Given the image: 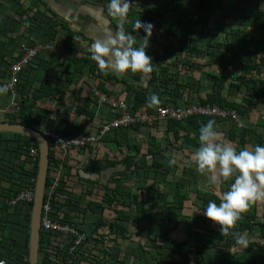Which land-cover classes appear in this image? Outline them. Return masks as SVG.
Masks as SVG:
<instances>
[{
    "label": "trees",
    "instance_id": "trees-1",
    "mask_svg": "<svg viewBox=\"0 0 264 264\" xmlns=\"http://www.w3.org/2000/svg\"><path fill=\"white\" fill-rule=\"evenodd\" d=\"M14 1L16 2L14 13L18 25L14 30L15 36L10 40L13 41L19 33L20 36L17 39L21 38V43L25 42L30 46H35L37 41L31 36L38 38L42 34V37L47 36L49 43L56 45L57 42H62L66 53L49 50V60L41 59L39 54L32 63L23 69L17 86L19 94L18 113L14 119L10 120L11 122L29 125L40 131L55 129L63 134L78 135L85 133L83 127L68 129L67 115H63L66 118H60V113L57 111L59 115L57 118L50 111L41 110L38 102L61 99L59 95L68 91L64 82L67 81L71 85L78 77L82 78L86 74L93 79L97 91L107 96L125 99L129 106L132 104L131 110L135 114L142 111L156 112L160 107L169 105L167 102L170 101V105L173 106L209 104L223 110L234 111L238 119L246 121L245 124L239 125L237 119L232 116L223 120L218 117L199 114H193L184 121L168 119L164 121L167 127L166 135L162 136L165 137V143H162V140L155 133H150L148 143L144 148L142 143L135 140L129 142L128 128L121 127L108 133L99 143L108 144L110 142L118 146L128 145V148L127 151L121 150L123 157L119 160L114 157L110 159L106 156L96 158L93 171L98 173V176L104 168H115L118 164L122 168L119 172L115 171L112 174L111 178H115L114 185L112 183L104 184L102 187L105 194L102 202L91 197L95 183H89V188L85 187L83 189L86 190L82 189L81 192L77 190L80 194L76 198L73 195L75 187L69 182L70 173L69 171L64 173L65 179L68 180V194L65 191L68 198L57 207L56 216L62 221L78 224H85L89 217L96 219V221L88 220L86 222L87 224L93 223L91 233L88 236V244L91 240L93 241L91 246L81 245L73 252L74 257L81 259L89 258V256L94 257L95 254L93 255L92 252L97 250L99 241L92 238V235L93 233L100 235L101 240L104 241L103 229L105 227H107L108 236L110 235L109 238L112 235L114 238H119V236L127 238L129 232L127 222L131 218L138 232L139 229L157 220L152 212L147 211L146 203L150 202L151 209L154 210L160 207V201L164 199L161 186L167 183L169 178L167 175L163 176L162 172L168 171L170 165L173 164L168 152L171 149L181 153V160L184 164L192 162L191 158L199 146L198 136L202 123H206L209 119L215 120L218 130L223 133L226 131L228 140L234 142L237 149L243 147L252 149L256 144H264V130H262L264 122L254 123L250 121L251 111H254L260 103L264 102V77H259L264 72V0H194L196 19L183 12L182 7L187 0H168L156 9L152 8V11L147 9L149 2L154 0H136L141 5L142 10L147 11L146 13L141 11L138 18L153 22L154 29L158 31L159 35H152L147 50L148 55L153 58V71L151 73L129 72L130 77L127 76L126 78L110 71H101L96 62L91 59L89 49L84 50L81 45L79 37L84 39L85 35L71 30L67 24L58 19L56 12L50 7L41 10L38 5L42 0H35L30 6H25L20 0ZM100 1L106 5V0ZM210 6L214 7L216 12L220 13L221 18L226 21L225 25H219L218 31H225L226 29L227 33H225L224 39H209L208 46L211 49L206 50L195 43L194 34L197 25L210 23V17L204 14L207 10H211ZM229 20H234L239 27L234 28L233 24L228 22ZM239 20L241 22H238ZM116 24L115 21L114 26ZM241 26L246 27V29L241 30ZM257 30H259V36L254 34ZM139 34L141 37L137 34L138 42L144 35L142 29L139 30ZM239 35L240 42L238 43ZM91 43L90 40L88 48ZM58 46L59 44H57ZM241 49H243V58L236 61L237 52ZM168 54L174 56L175 60L172 64L164 59ZM209 54L211 58L209 61L207 60L208 66L217 65L221 73L207 74L208 78L212 79V85L211 89L206 91L204 88L207 83L201 82L196 70L202 65L194 61L193 58H203ZM14 59H6L8 62L11 61L10 64L7 63L9 64L6 68L7 72ZM3 60L1 57L0 63ZM39 60L44 62V67L47 70L53 63L58 66L54 73L56 82L53 84L50 79L45 78L41 86L37 88L31 86L26 89L27 83L23 82L22 75L26 69H31V65ZM173 67H176L177 71H174ZM237 68L242 70V74L233 77L230 72ZM187 73H191L188 75L189 78L196 77L197 79H186ZM24 76L29 75L24 74ZM243 88L244 95L238 101L240 97L238 93H241ZM224 89L227 93L223 91ZM192 90L196 91L194 96H192ZM153 92L160 96L161 103L158 106H150L148 103ZM8 93L11 94L10 90ZM81 93V88L74 92L75 102H80ZM181 100L184 101L182 104L180 103ZM76 107L78 110L83 108L80 105ZM34 108L38 112L35 116H31L29 112ZM87 111L93 118L94 109L87 108ZM140 125V123H136L130 127L132 130H138ZM0 135V162L5 164L3 168H0V259L6 258L8 264H20L25 262L22 252L29 255L31 212L34 201L28 204L25 202L12 204L11 201L22 189L29 186L35 188L39 160L38 155L34 161L28 153L31 147L39 148V146L35 139L22 133L2 131ZM50 146L48 175L54 167L62 162L52 141H50ZM182 167V173H185L188 168L185 165ZM77 173L81 176L78 170ZM120 177H123L122 180ZM133 177L138 180L145 178L146 181L150 179V181L134 188L128 183L129 179ZM4 181L8 182L7 187L3 185L2 182ZM220 181L224 182L225 180L221 178ZM47 182H49V177ZM226 183L224 182V184ZM176 191L174 206L177 210H181L185 208L190 199L188 183L183 177L176 181ZM196 196L200 199L201 204L199 205V212L192 216L190 221L194 227H197L199 223H204L203 226H205L207 221H210L211 226L204 230L197 227L193 242L171 236L170 228L163 230L160 233L162 239L152 240L151 247L144 248L146 243L141 245L143 251L147 252V256H149L143 263L173 264V258L181 255L183 257L182 264H264V210L261 211L259 201L257 200L250 205L243 213L242 218L230 228L228 233H222L220 226L203 214L206 203L209 200H216L219 203L221 196L208 190H197ZM131 204L136 205L137 215L128 213ZM119 205L122 208H118ZM105 207H109L115 212L116 217L114 219L105 216ZM177 214L175 212V217L171 219L175 227L179 223ZM256 229L259 230L260 237L257 239L249 238L250 243L247 248L238 250L228 248L227 243L233 241L234 234L245 233L249 235ZM51 238H53L51 234L43 233L38 264H65L66 261L68 264H80L69 253L68 247L71 244L69 238L68 241H59L56 237L51 241ZM145 240V242L151 240L150 233L145 235ZM208 249L214 250L212 259L208 258ZM86 251H90L88 252L89 256L85 255ZM144 252L142 256H144ZM122 262L118 263L126 264ZM91 264L114 263L103 257L94 258Z\"/></svg>",
    "mask_w": 264,
    "mask_h": 264
},
{
    "label": "crops",
    "instance_id": "crops-1",
    "mask_svg": "<svg viewBox=\"0 0 264 264\" xmlns=\"http://www.w3.org/2000/svg\"><path fill=\"white\" fill-rule=\"evenodd\" d=\"M34 1L35 0H20V2L23 3L25 6H30L31 3H33ZM15 7H16V2L14 0H0V58L3 57L4 59L0 63V83H6V84H8L9 81V77H8L9 71L7 72L6 68H8V65L11 62V61L8 62L6 59H14V58L16 59L18 56H20L19 47L21 43L20 42L21 38L17 39V37H19L20 34L18 33L13 41L10 40L13 36H15L16 32H14V30L18 25L17 20L15 18L16 15L14 13ZM38 7L41 10H46L47 7H50L53 11L56 12L58 19L61 22L67 24L71 30L78 31L84 34L85 35L84 39L79 37L81 42H83L84 46H86V48H84L82 45L84 50L89 49L88 45L90 40L91 42H94L97 39H103L105 36V30L108 28L115 27L114 26L115 20H113V18L108 16L107 12L105 11V4H103L100 0H42L41 3L38 5ZM41 35L38 38H36L35 36H31V37L37 41V45L43 47V49L40 52L41 59L49 60L50 59L49 56L50 54H48L49 49L44 48L47 44H49V42L47 41V36L42 37ZM57 44H59L58 47ZM57 44L55 47L57 50L56 52L62 51L66 53V50L62 42H57ZM56 68H58V66H55V63H53L47 70L44 67V62L42 63L41 60L35 62L34 65H31V69L28 70L26 69L22 75L23 82L27 83L26 89H28L31 86L32 88L33 87L37 88L41 86V83L45 78L50 79L53 82V84H55L56 79L54 77V73ZM24 74L29 76H24ZM64 83H65V88L66 89L68 88V91H66V93L64 94L59 95L61 99L52 100V101L51 100L39 101L38 106L40 107L41 110L46 109L50 111V113L51 114L53 113V116H57V118L59 116L58 112L60 113L59 116L60 118L63 117L66 118V116L63 115H67L68 129H73L74 127H78V128L83 127L84 132L93 133L96 131L97 123L109 117L115 116L116 112L114 114V112L111 109H109L107 105L101 104L99 102L98 97L94 91L96 89L94 86V81L90 76H88V74L84 75V77L82 78L78 77L71 85L67 81ZM80 88L82 89L81 100L80 102H75L74 92L78 91ZM206 91H208V89H206ZM18 100H19L18 92L16 95H13L12 93L11 94L6 93L0 95V123L11 122L10 120L14 119L17 116L18 107H19ZM183 102H184L183 100L180 101L181 104ZM170 103H171L170 101L167 102V104ZM78 105L83 107L82 110L77 109L76 106ZM130 106H132V104H130ZM87 108L94 109L93 118L91 117V115H89ZM37 112H38L37 109L34 108L29 113L31 116H35ZM84 114L90 117V121L87 122L83 121L82 116ZM260 114L264 115V102L260 103L254 111H251L250 121L254 123L259 121L264 122V116L261 118ZM240 122L241 125L242 123L244 124L246 123V121L244 120ZM166 129L167 127L166 124L164 123V120L158 121L154 125L141 124L138 130H134V129L132 130L131 127H128L127 129L129 130L128 140L130 143L133 142V140L142 143L144 148V146L148 143L150 133H155L158 136V138H160L161 136L166 135ZM262 130H264V126ZM225 132L222 133L223 135H225L226 139L228 140L227 134ZM145 135H147L148 137L147 140H144V137H146ZM2 148H4V146H2ZM127 148L128 145L118 146L115 143L108 142V144H105L101 142L95 145H90V146L88 145L87 147H84L82 149H77L70 152V154L66 157L65 164L63 165V173H65V171H69L70 173L69 182L71 185L75 187L73 191L74 193L73 195L76 198H78L77 195L80 194L78 191L81 192V190L85 187L89 188V183H95L94 187L92 188L94 191L91 197H93V199H95L96 201L98 200V202H102L103 196L105 195L102 187L104 186V184L112 183V185H114L115 178H111L112 174L115 171L119 172L122 168L119 166V164L115 168H104L99 173L98 176V173L93 171V167L96 163L95 161L97 160L96 158L97 157L103 158L106 156L110 159L114 157L116 158V160H119L121 157H123L121 156V150L123 149V151H127ZM0 164H1L0 168H3L5 166L3 162H0ZM77 170L79 171L82 177L78 175ZM122 178L123 177H120V180H122ZM91 180L92 182H90ZM148 181H150V179L146 181L145 178L138 180L136 177H133L129 179L128 183L129 185H133L131 187L136 188L138 185H143ZM2 183L3 185H5V187L8 186V182L4 181ZM161 188L163 190V186H161ZM65 190L68 194V180H66ZM161 207L162 206L160 205L159 208L152 210L151 203L150 202L146 203L147 211L152 212L155 218L158 217V212H162ZM118 208H122V206L119 205ZM129 209H132L131 210L132 214L130 213ZM129 209H128V213H130L131 215L138 214V212L136 211L135 204H131ZM104 214L105 216L110 217L112 219L116 217L115 212L109 207H105ZM88 220L96 221L95 217H89ZM86 222L84 225L87 224ZM154 223H150L149 225L144 226L143 228L139 229L138 232V229L134 224L132 218L130 219L129 222H127L128 228L131 227L135 231L133 238L137 241V243L134 244V246L129 245L130 251H128L127 253L125 252V257H120V255L118 256L114 253L113 247L117 246L114 243H116L117 241L121 242L122 240H130L132 238V234L130 233V231L132 230L130 229L128 232V237H127L128 239H123V236H119V238H114L113 235L111 236V238H109L110 235L108 236V230L107 227H105L103 229L104 232L103 237L105 239L104 241L101 240L102 238L100 235H97L95 233H93L92 235V238H96L97 241H99L97 250L92 252L93 255L95 254V256L94 257L89 256L88 252L90 251H86L87 253L85 255H88L89 258H84V259L83 258L81 259L80 257L79 258L74 257V258L78 260L80 264H91V261L94 258L98 259L103 257H105V259L110 261L111 263L119 264L118 262L124 261L127 256L129 257V255L131 256V254L133 253V257L135 258V260H138L139 264H144L143 261H146V258L144 260V256H142L143 251L141 253L138 252L137 247L138 248L141 247L140 238L142 237V231H147L148 226L152 229ZM88 224L91 225V223ZM80 226L82 225L80 224ZM89 229H91V227ZM151 229L148 231L149 233ZM92 242H93L92 240L89 242L88 244L89 247L91 246ZM144 248H148V247L144 246ZM101 249H105V250L102 251ZM122 263H125V261ZM65 264H68V261H66ZM126 264H131V263H126ZM133 264H135V262Z\"/></svg>",
    "mask_w": 264,
    "mask_h": 264
},
{
    "label": "clouds",
    "instance_id": "clouds-1",
    "mask_svg": "<svg viewBox=\"0 0 264 264\" xmlns=\"http://www.w3.org/2000/svg\"><path fill=\"white\" fill-rule=\"evenodd\" d=\"M132 3V0H106L105 11L118 23L114 28L105 30L103 39H97L89 46L91 59L101 71L117 75L153 71V58L147 50L155 25L138 18L132 31H127L125 22ZM141 29L144 35L138 42L137 34L140 36ZM9 90L8 84L0 83V95ZM148 103L158 106L161 103L159 94L153 92ZM221 136L215 120L202 123L194 162L199 172L212 173L211 183L220 178L232 180L219 203L209 200L203 211L205 216L220 226L222 233H228L252 203L264 199V144H256L252 149H237L231 141L221 140ZM233 240L232 247L239 246L241 249L247 248L250 243L245 233L234 234Z\"/></svg>",
    "mask_w": 264,
    "mask_h": 264
},
{
    "label": "built area",
    "instance_id": "built-area-1",
    "mask_svg": "<svg viewBox=\"0 0 264 264\" xmlns=\"http://www.w3.org/2000/svg\"><path fill=\"white\" fill-rule=\"evenodd\" d=\"M56 45L54 43L47 44L44 48L56 52ZM20 56L12 61L9 68V81L10 92L13 95L17 94V86L19 82V76L23 69L27 67L34 59L40 54L43 49L40 45L30 46L29 44L22 42L20 44ZM98 100L101 104H105L111 109L115 116L109 117L97 123V130L93 133L85 132L83 134L72 135L63 134L55 129H46L45 134L49 141H52L55 149L59 152V158L62 162L54 167L53 171L48 175L49 182L45 186L44 200L42 206L41 216V232L49 233L53 236L54 240L56 237L59 241L71 240V244L68 247L69 253L74 255V251L83 244L88 245V236L91 233L93 224H80L62 221L56 216L57 207L61 203L67 200L66 197V179L63 173V165L65 164L66 157L70 152L87 147L90 144L99 143L108 133L119 129L121 127L128 128L136 123L154 125L158 121L175 119V120H186L193 114L205 115L218 117L220 119L232 116L238 120L237 114L234 111L223 110L218 107L207 105L192 104L190 106H173L166 105L162 106L156 112L149 113L142 111L141 113L135 114L131 110V106L128 105L125 99L107 96L94 90ZM72 118V116H71ZM83 121H90L88 115L82 116ZM241 125V123L239 124ZM29 156L34 161L37 155H39L38 147H31L29 150ZM48 179V178H47ZM65 185V186H64ZM35 188L26 187L22 189L15 199L11 201L12 204L18 202H25L26 204L34 201ZM84 225V226H83ZM91 227V229H89ZM40 258V252H39ZM23 260L25 262L20 264H30L29 255L23 254ZM0 264H8L6 258L0 259Z\"/></svg>",
    "mask_w": 264,
    "mask_h": 264
},
{
    "label": "rangeland",
    "instance_id": "rangeland-1",
    "mask_svg": "<svg viewBox=\"0 0 264 264\" xmlns=\"http://www.w3.org/2000/svg\"><path fill=\"white\" fill-rule=\"evenodd\" d=\"M166 1L168 0H154V1H150L149 2V6L148 9L149 11H152V8L156 9L159 6H162ZM240 1H246V0H240ZM250 1V0H247ZM132 4L130 6V11L128 14V19L125 22V28L127 31H130L133 27L134 21L138 18L139 14L141 11L143 12H147L145 10H142L141 5H139L137 3L136 0H132ZM194 0H187V2L184 3L182 9L184 14H190L194 19H196V15L194 14L195 9H194ZM211 10H207L206 12H204V14L208 17H210V23L209 24H204V23H200L199 25H197V29L195 32V43H197V45H201L202 47H204L206 50H210L211 47L208 46V41L209 39H216V40H221L224 39L225 33H227V30L225 29V31H218V27L219 25H225L226 21H224V19L221 18L220 13L216 12V9L212 6H210ZM187 10V11H186ZM139 12V13H138ZM113 20H115L113 18ZM116 21V20H115ZM228 22L233 24L234 28L239 27V25L234 22V20H229ZM238 22H241V20H239ZM116 23H118V21H116ZM174 28H177L174 26ZM241 30L246 29V27L241 26L240 28ZM158 31L156 29L153 30V34L154 35H159L157 33ZM255 35L259 36V30H257L255 33ZM238 43L240 42V35L237 38ZM81 45H83L84 48H86V46H84L83 42H81ZM206 57V58H204ZM203 58H193L194 61H196L197 63H199L201 66V68H195L198 71V77L200 78L201 82H205L207 83L206 87L204 88V90L208 89L210 90L211 85H212V79L208 78L207 74H216V73H221V70L219 69V67L217 65H209L207 63V60L209 61L211 58V55H206ZM243 58V49H241L239 52H237V57H236V61H240ZM165 61L168 62L169 64H172L174 62V56L168 54L167 56H165ZM188 59V58H186ZM239 67V66H238ZM174 71H177L176 67L172 68ZM202 72H201V71ZM201 73V74H200ZM264 73V72H263ZM261 74L259 77L263 78L264 74ZM239 74H242V70H240L239 68L231 70V75L234 76H238ZM188 75H191V73H187L186 79H197L196 77H191L189 78ZM122 78H126L127 76L130 77L129 73L127 74H122L120 75ZM199 80V81H200ZM121 86V84H120ZM119 86V87H120ZM190 86V85H189ZM194 87L196 88V86L194 85ZM117 88V87H116ZM194 88V90H195ZM225 93H227V91L224 89L223 90ZM244 88L242 89L241 93H238V95H240V97L238 98V101H240L241 96L244 95ZM192 96H194V94L196 93V91L192 90ZM191 95V94H190ZM237 95V96H238ZM191 96V97H192ZM257 113V112H255ZM251 115V113H250ZM264 115L260 114V117L262 118ZM238 123L240 124L241 119L239 118ZM222 133V132H221ZM161 135V134H159ZM146 137H144V140H147L148 137L147 135H145ZM224 136V137H223ZM160 139L162 140V143L164 142L165 137H160ZM221 140H226L225 135H223L220 137ZM165 143V142H164ZM233 145H236L234 142H232ZM168 155H170V159L172 160L173 164L170 165V168L168 171L162 172V175L165 176L167 175V177L169 178V182L167 184H162L163 185V197L164 199L160 201V205L162 206V212H158V217L156 218L157 220L155 221V224L153 225L152 229L148 226L146 229L147 231H144L142 234V237L140 238L141 242L140 244L142 245L143 243H146L145 246L146 247H151L152 245V240H161L162 236H161V232L163 230H167L168 228H170V235L171 236H176L181 240L187 241V242H193L195 239V232H196V228L199 227L202 230H204L206 227L211 226L210 221H207V223L204 225V223H199L197 225V227H194L190 221V218L194 215H196L199 212V205L201 204L200 199L197 198L196 196V191L197 190H208V191H212L214 193H218L220 196L222 195V193L226 190H228V187L230 185V183H232V180H227L224 182H227L226 184H224V182H221L220 179L217 180V182L215 183H211L210 182V178L212 176V173H201L197 170L196 166H195V156H193L191 158L192 162L186 163L185 167H187L188 169H186L185 173H182V166H184V162L182 159V154L179 152H176L175 150H169ZM173 165V166H172ZM161 175V174H160ZM182 177L185 179V181L188 183V191L190 192V199L187 201V206L181 210H177L176 207L174 206V199L176 197V185L175 182ZM260 207H261V211L264 210V199L258 200ZM149 206V204H148ZM132 209H129V211L131 212ZM177 210V211H176ZM175 212H177V216L179 223L177 224V226H174L173 221H171V219H173L175 217ZM130 227V226H129ZM130 233L132 234V238L130 240H122L121 242L117 241L116 247H113V251L116 255H120V257H125V252L127 253L128 251H130L129 249V245L134 246V244L137 243V241L133 238L135 231L133 230V228H129ZM150 231V235H151V240H147V242H145V238L143 235H145L146 233L148 234L149 230ZM156 236H158L159 238H157ZM249 236L250 239H257L260 237V233L259 230L256 229L252 234L247 235ZM123 239H128V238H124ZM234 243V240L232 242H228L227 246L230 250H238L240 249L239 246L236 247H232ZM113 245V244H112ZM127 245V246H126ZM114 246V245H113ZM126 246V247H125ZM142 247V246H141ZM138 248V252H142L143 249L142 248ZM152 250V248H151ZM150 251V249H149ZM144 252V251H143ZM213 249H208L207 250V255L209 259L213 258ZM22 254H25L24 252H22ZM149 256H147V252H144V259L148 258ZM128 260V261H127ZM125 263H131L133 264L135 262V264H139L138 260H135V258L133 257V253L131 254V256L129 255V257L127 256L125 258ZM183 261V257L180 256H176L175 258H173V264H182ZM144 262V261H143Z\"/></svg>",
    "mask_w": 264,
    "mask_h": 264
},
{
    "label": "water",
    "instance_id": "water-1",
    "mask_svg": "<svg viewBox=\"0 0 264 264\" xmlns=\"http://www.w3.org/2000/svg\"><path fill=\"white\" fill-rule=\"evenodd\" d=\"M11 131L25 134L38 142L39 145V169L35 184V197L31 212L29 258L30 264L39 263V249L42 239L41 216L44 200L45 186L49 171L50 141L46 134L32 126L17 122L0 123V132Z\"/></svg>",
    "mask_w": 264,
    "mask_h": 264
}]
</instances>
